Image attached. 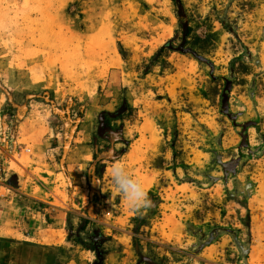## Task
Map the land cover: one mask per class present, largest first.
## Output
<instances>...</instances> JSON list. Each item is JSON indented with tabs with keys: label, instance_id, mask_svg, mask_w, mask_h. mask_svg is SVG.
<instances>
[{
	"label": "rangeland",
	"instance_id": "374dc122",
	"mask_svg": "<svg viewBox=\"0 0 264 264\" xmlns=\"http://www.w3.org/2000/svg\"><path fill=\"white\" fill-rule=\"evenodd\" d=\"M0 264H264V0H0Z\"/></svg>",
	"mask_w": 264,
	"mask_h": 264
},
{
	"label": "clouds",
	"instance_id": "9594fccd",
	"mask_svg": "<svg viewBox=\"0 0 264 264\" xmlns=\"http://www.w3.org/2000/svg\"><path fill=\"white\" fill-rule=\"evenodd\" d=\"M109 176L115 192L130 212L139 213L150 207L152 202L144 179L131 173L126 164L114 163Z\"/></svg>",
	"mask_w": 264,
	"mask_h": 264
},
{
	"label": "trees",
	"instance_id": "16d2710c",
	"mask_svg": "<svg viewBox=\"0 0 264 264\" xmlns=\"http://www.w3.org/2000/svg\"><path fill=\"white\" fill-rule=\"evenodd\" d=\"M126 106V105H125ZM125 116V107H123L122 109H119L116 112H103L99 118V123L100 126H110L112 129L114 128V126H112L111 122L115 119H120V118H124ZM118 138H116L117 140H122L123 137L122 136H117ZM100 149L98 148V145H96V150H95V157L98 156V153H100ZM89 177V182H90V176Z\"/></svg>",
	"mask_w": 264,
	"mask_h": 264
}]
</instances>
